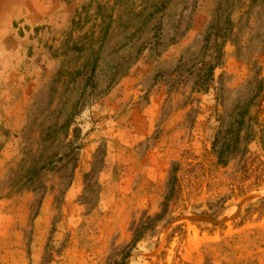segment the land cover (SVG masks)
<instances>
[{
  "label": "rangeland",
  "instance_id": "1",
  "mask_svg": "<svg viewBox=\"0 0 264 264\" xmlns=\"http://www.w3.org/2000/svg\"><path fill=\"white\" fill-rule=\"evenodd\" d=\"M0 264H264V0H0Z\"/></svg>",
  "mask_w": 264,
  "mask_h": 264
},
{
  "label": "trees",
  "instance_id": "2",
  "mask_svg": "<svg viewBox=\"0 0 264 264\" xmlns=\"http://www.w3.org/2000/svg\"><path fill=\"white\" fill-rule=\"evenodd\" d=\"M222 55H223V52H222L221 48H218L215 50V57H214L215 64L208 68L207 73L203 79H201L199 82L195 83V88L197 89V91H201V90H203V88H207V86H208L207 82L213 80V71H214L215 67H217L220 64ZM241 121L242 120H239L237 122V124L238 125L241 124ZM223 140H224V143L221 144V147L219 148V150L214 149V153L217 155V159H218V162L220 164H225V162H223L224 159H226V157L229 155L230 150L233 149L232 145H235L237 143V141L235 142L233 139L224 138ZM217 143H218L217 141L214 142V144H213L214 148H216ZM147 220H149L148 224L152 223V221H153L150 218H148ZM143 229H144L143 226H138L136 228L135 234H134V240H133L134 244L136 242V239L139 238V236L142 232L141 230H143Z\"/></svg>",
  "mask_w": 264,
  "mask_h": 264
}]
</instances>
